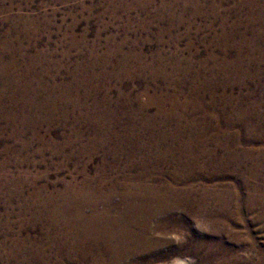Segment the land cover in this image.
Segmentation results:
<instances>
[{"label": "rangeland", "instance_id": "rangeland-1", "mask_svg": "<svg viewBox=\"0 0 264 264\" xmlns=\"http://www.w3.org/2000/svg\"><path fill=\"white\" fill-rule=\"evenodd\" d=\"M103 125L141 128L197 197L161 217L168 246L122 264H264V0H0V264H73L48 201L143 160L92 147Z\"/></svg>", "mask_w": 264, "mask_h": 264}, {"label": "bare ground", "instance_id": "bare-ground-1", "mask_svg": "<svg viewBox=\"0 0 264 264\" xmlns=\"http://www.w3.org/2000/svg\"><path fill=\"white\" fill-rule=\"evenodd\" d=\"M244 116H246V114ZM98 127L99 126H97V128ZM100 128L102 129L100 135L96 136L94 134V136L91 138V142L93 144L92 147H105L109 145L110 142H112L109 141V139L114 137L120 141H114L116 142V144H114L115 149H118L122 145L123 147L126 146V148L128 147V153L132 149V156H142L143 160L138 166H130L129 169H131V171H135V173L131 174L128 178H117L112 181H106L104 178H100V180L97 181L99 184L97 187L87 185L84 188H79L76 190V192H74V194L70 196L67 194V191H63L61 194H59L58 198L56 197L57 199L48 201V212L51 218L46 222L48 223L51 230H53L54 227L60 228V232H58L56 236H62L63 239L68 243L66 257H68V261L72 262L73 264H122L126 260H131L133 263H137L140 258L146 259L148 256L152 259L154 257V253L157 252V249L163 248L170 244V242L166 241L165 239L157 238L154 235L157 233L164 235L168 234V223H166V220L161 217L171 216L173 212L178 210L185 209L187 212H189L192 209V205L197 203L195 200L197 197L193 195V191L191 190V186H189L187 177L178 168H176L170 173V175H168V177H166V174H164V172H162V170L159 168L158 160H153L151 155L148 153V149L145 147L147 145H141L139 141L141 136L138 134L141 128H138L139 131L137 129L130 131L127 127H120V131H117L116 128L111 125H103L100 126ZM81 136L82 135H79L77 141H75L76 143L81 140ZM146 139H150L149 142L151 146L158 148L159 138L157 140L150 136V138ZM72 144H74V142L69 143V145ZM192 147L194 146H191V148ZM90 151L91 149L89 148H81V152L84 154H87ZM161 152L162 151H160V153ZM114 153L117 154V152ZM169 153L170 149L164 154L162 152L163 156H167ZM123 159L121 160L123 161ZM105 172L107 171L102 170L101 173ZM115 197H117L118 200L114 201ZM210 197L212 196L210 195ZM209 212L211 211L209 210ZM203 218L205 219V217ZM156 219L159 221L156 222ZM154 223L155 225L157 223L156 227H153ZM213 226L215 227V225ZM176 227L173 225L174 231L179 233V231L182 230V227H184V221H182ZM171 228L170 230H173ZM53 232L54 233L52 236L54 238V234L56 232ZM220 240L222 241V239ZM202 246L206 249L212 248L208 243H203ZM216 248L219 251L218 254L223 255L228 252L226 251L227 249H223V246L220 242ZM61 252H63L62 249L58 251V253ZM208 253L209 255L212 254L210 251H208ZM73 255L75 256L74 260L70 259V257ZM30 262L31 264H42L41 261H38L39 263H37V260L36 262L30 260ZM63 262L64 261L62 260L58 264H64ZM171 264L190 263L185 260L183 261L176 259Z\"/></svg>", "mask_w": 264, "mask_h": 264}]
</instances>
